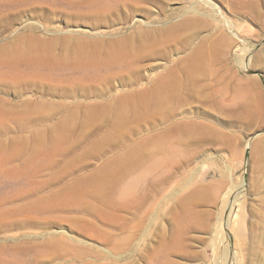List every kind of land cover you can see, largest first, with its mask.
<instances>
[{
	"label": "rangeland",
	"instance_id": "rangeland-1",
	"mask_svg": "<svg viewBox=\"0 0 264 264\" xmlns=\"http://www.w3.org/2000/svg\"><path fill=\"white\" fill-rule=\"evenodd\" d=\"M213 1L0 0V264H264V0Z\"/></svg>",
	"mask_w": 264,
	"mask_h": 264
},
{
	"label": "bare ground",
	"instance_id": "bare-ground-1",
	"mask_svg": "<svg viewBox=\"0 0 264 264\" xmlns=\"http://www.w3.org/2000/svg\"><path fill=\"white\" fill-rule=\"evenodd\" d=\"M198 1H200L201 2V4H203V5H207V6H209L211 9H212V11H213V13H211L212 15H214L213 17H212V19H214V20H216L217 22H219V23H221V24H225L226 25V23H227V25L228 26H230V24H229V22L228 21H226V19H225V14H224V12L223 11H221L217 6H216V4H215V1H213V0H198ZM220 1H222V3H223V5L225 6V7H227L230 11H231V9H233L234 10V13H235V11H236V13H237V15H239V14H242V13H247V14H250V15H253V16H255L256 14H257V11H256V9H255V7L254 6H252V3H256V4H258L259 3V0H237L236 2H232L231 0H220ZM190 6H195L194 5V3H192V4H190ZM190 14H193V15H200V13L195 9V7L189 12ZM207 14H209V12L207 13ZM241 16V15H240ZM243 16V15H242ZM191 22H194L195 24L196 23H199V20H197V19H193ZM191 23L190 22H188L187 21V27L190 25ZM193 24V23H192ZM202 24L203 23H201V26H202ZM192 26V25H191ZM201 26H199V27H201ZM190 27V26H189ZM195 27H197V24H196V26ZM198 27V28H199ZM194 29V28H193ZM195 30H196V28H195ZM189 133H194V131L192 130V129H189V131H188ZM138 152H143V150H138ZM137 152V153H138ZM141 156V154L140 153H138V155H137V158L138 157H140ZM143 157V156H142ZM141 157V158H142ZM140 160V159H139ZM143 161V160H142ZM141 162L139 161V164H140ZM144 163V162H143ZM149 164V163H148ZM144 166V165H143ZM147 166V164L145 165V167ZM144 168V167H143ZM148 168V167H147ZM144 170H145V168H144ZM152 170V169H151ZM150 170V171H151ZM157 170V169H156ZM148 171V170H147ZM146 171V172H147ZM155 172V171H154ZM161 172V171H160ZM150 173V172H149ZM148 173V174H149ZM157 174H160V173H157ZM162 174V173H161ZM164 174H166V173H164ZM151 176V175H150ZM159 176V175H158ZM141 177V176H140ZM162 177V176H161ZM144 178H146V177H144ZM144 178H143V180H144ZM164 178V177H163ZM157 179V178H156ZM139 181V178H138V180H137V182ZM152 181V180H151ZM150 181V182H151ZM154 181V180H153ZM152 181V182H153ZM198 181V180H197ZM197 181H196V183H197ZM142 181H140V183H141ZM149 182V183H150ZM159 182L160 181H158V184H159ZM148 183V182H147ZM195 183V184H196ZM139 184V183H138ZM152 185V184H151ZM197 185V184H196ZM195 185V186H196ZM235 185V184H234ZM145 186V185H144ZM149 187H150V185H148ZM155 186H157L156 184H155ZM149 187H148V189H149ZM200 187V186H199ZM201 187H203V186H201ZM145 188V187H144ZM151 188V187H150ZM204 188V187H203ZM199 189H201V188H199ZM206 189H208L207 188V186H206ZM145 190V189H144ZM143 190V191H144ZM194 190V189H193ZM197 191H198V189H196ZM203 190V189H202ZM150 191H151V189H150ZM195 191V190H194ZM206 191V190H205ZM224 191V190H223ZM231 191H233V190H231ZM151 192H154V190L153 191H151ZM193 192V191H192ZM235 192V191H234ZM203 193V191H201V190H199L198 191V193H196V197H197V195H200L201 196V194ZM227 193V195H226V198H228V206H230L229 207V212H228V214H227V216L228 217H231L230 215L233 213L232 211L234 210V207H235V203L233 202V199H232V202L231 201H229L231 198H232V196H233V192H229L228 193V191L226 192ZM205 194V193H204ZM192 195V194H191ZM200 196H198L197 198H199ZM145 197V196H144ZM149 197V196H148ZM192 197H194V196H192ZM217 197H219V196H217ZM220 197H221V194H220ZM240 197V196H239ZM218 200V199H217ZM235 200V199H234ZM147 202H148V200H147ZM139 203H141L142 204V199L140 198V201H139ZM144 203H146V201H144ZM143 203V204H144ZM215 203V202H214ZM220 206V205H219ZM238 209V208H237ZM219 214V213H218ZM190 216V215H189ZM192 217V216H191ZM183 218H184V216H183ZM186 218V217H185ZM184 218V219H185ZM188 218V217H187ZM217 218V217H216ZM216 218L214 219V220H216ZM182 219V218H181ZM203 219L204 218H202L201 220H202V222H203ZM209 219V218H208ZM208 219H205V220H208ZM210 220V219H209ZM218 220H219V218H218ZM220 220H221V218H220ZM186 221V220H185ZM187 221H189V220H187ZM193 221V220H192ZM196 221V220H195ZM205 222V221H204ZM206 222H209V221H206ZM218 222H220V221H218ZM231 222V221H230ZM189 223V222H188ZM182 224H183V220H182ZM209 224V223H208ZM190 225V224H189ZM218 225V224H217ZM222 225V224H221ZM229 225V224H228ZM182 226V225H181ZM185 226V225H184ZM212 226V225H211ZM220 228H221V226H220ZM219 228V229H220ZM212 236V235H211ZM223 237V236H222ZM207 238V237H206ZM217 240H218V238H217ZM213 241V240H212ZM224 242V241H223ZM214 243V242H213ZM221 243V242H220ZM225 251V250H224ZM227 251V250H226ZM226 255H228V254H226V252H225V254H224V256L226 257ZM230 255V254H229ZM223 256V257H224ZM224 257V258H225ZM226 259V258H225ZM225 259H224V261H225ZM221 263V262H220ZM226 264H234V259L233 258H231L229 261H227L226 260Z\"/></svg>",
	"mask_w": 264,
	"mask_h": 264
}]
</instances>
